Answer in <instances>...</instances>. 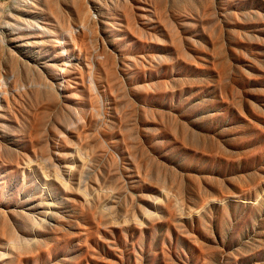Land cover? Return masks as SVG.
Segmentation results:
<instances>
[{"label": "rangeland", "instance_id": "obj_1", "mask_svg": "<svg viewBox=\"0 0 264 264\" xmlns=\"http://www.w3.org/2000/svg\"><path fill=\"white\" fill-rule=\"evenodd\" d=\"M0 264H264V0H0Z\"/></svg>", "mask_w": 264, "mask_h": 264}, {"label": "bare ground", "instance_id": "obj_2", "mask_svg": "<svg viewBox=\"0 0 264 264\" xmlns=\"http://www.w3.org/2000/svg\"><path fill=\"white\" fill-rule=\"evenodd\" d=\"M27 38H29V37H26L25 39H27Z\"/></svg>", "mask_w": 264, "mask_h": 264}]
</instances>
